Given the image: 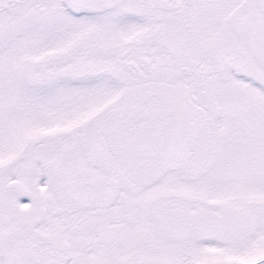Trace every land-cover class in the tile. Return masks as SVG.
Here are the masks:
<instances>
[{"label":"snow or ice","instance_id":"6c2138e0","mask_svg":"<svg viewBox=\"0 0 264 264\" xmlns=\"http://www.w3.org/2000/svg\"><path fill=\"white\" fill-rule=\"evenodd\" d=\"M0 264H264V0H0Z\"/></svg>","mask_w":264,"mask_h":264}]
</instances>
